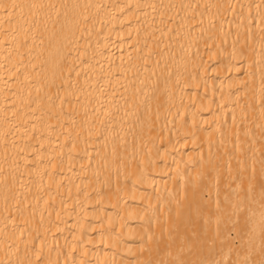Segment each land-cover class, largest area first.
Wrapping results in <instances>:
<instances>
[{"label":"bare ground","instance_id":"1","mask_svg":"<svg viewBox=\"0 0 264 264\" xmlns=\"http://www.w3.org/2000/svg\"><path fill=\"white\" fill-rule=\"evenodd\" d=\"M253 2L0 0V264L138 263L158 253L146 246L158 229L189 234L216 216L204 193L223 199L219 159L229 139L248 141L259 98L246 91L264 64ZM241 58L252 62L245 84L231 64ZM253 206L227 205L237 222L250 215L227 226L216 208L205 231L219 234L218 253L234 249L228 230L256 231Z\"/></svg>","mask_w":264,"mask_h":264},{"label":"rangeland","instance_id":"2","mask_svg":"<svg viewBox=\"0 0 264 264\" xmlns=\"http://www.w3.org/2000/svg\"><path fill=\"white\" fill-rule=\"evenodd\" d=\"M242 3L243 1H241L238 4V8L235 7L236 8L235 13H237L238 15L240 14V12H238L237 9L241 10L244 7H246ZM253 3L256 5V8L262 9L261 16L264 19V0H254ZM240 19H242L243 21L248 20L249 26H247V28L254 27V24L250 21V18L240 17ZM261 30L264 31V23L261 26ZM227 33L231 34L229 30H227ZM226 44H230V43H226ZM234 44L236 46H241L243 43H234ZM262 46H264V41ZM262 46L259 45L261 49L258 47V50L260 49L261 54L263 51ZM255 50L257 53L259 52L257 48ZM257 58L259 62L263 60L261 57H257ZM241 59H239L240 61L233 60V63L231 64L232 66H235V69L237 71V75H236V77L238 76L237 81L238 82L241 81L244 83V81H246L244 79L247 78V75H249V72L251 71L252 62H250L249 60L244 61L243 59L242 60ZM258 75H260V78H257L256 83L253 86L247 88L248 90H246V91H252L253 93H256V95L259 96V98L257 99L258 101H256L255 99L253 104H251L248 107V110L245 113L242 124V130L248 133L246 136L248 137L247 139L248 141L243 140L244 141L243 144L241 140L243 139L242 137L238 142H235V140L233 139H229L228 146H230L229 147L230 151L225 152L222 158L219 159L220 166L218 168L217 178L219 177L223 180L222 182H226L230 184L226 186V191L225 193H223V199L221 200V202L215 201L213 199L211 200L206 193L207 191L204 193L205 197H207L206 198L207 202L209 203L211 202L210 204L206 202L207 204H209L207 205L208 211L213 210L211 206H213V208L215 206H219L223 208L222 213H225L223 212L224 208L227 205H231L229 209H231L232 210L231 212L233 213V209H236V207H238V209L241 207L242 209L240 208L239 210L238 209L237 210L242 211L243 207H247L251 204L252 205L254 204L253 206L255 207L253 214L254 218L252 217L251 218L254 219V221L253 220L252 221L258 225V227H256L255 229L256 231L250 232V234L249 232H246V234H244L245 236L242 237V239L240 240V238L234 236L235 233L234 229L232 230L230 228L231 226L229 225V228L231 230L228 231L230 232L229 235L233 237L232 241L234 243V249L224 248L222 249V251H219L218 253L217 251L218 248L215 245H217L218 243L216 242L220 240L219 234L217 233V231H214L212 235H207L206 233L207 228L210 227L211 229H213L216 226V224L214 225L213 224L214 222H212L214 221V218L218 216V213L216 211L217 207H216L213 210L216 216L215 215L211 216L212 214L208 212L205 214V215L209 214L210 216V217L207 216L209 217L207 218V220L204 218L205 215L203 216L204 219L202 218V216L200 217L198 216L199 218H202L201 220L199 219L200 222L197 221L198 219L196 220L197 217L194 218V221H196V223L198 222L196 224L197 226L195 225V227H197L198 230H201L199 228L200 224L201 226L202 224L204 226V222L201 221H205V220L208 221V223L205 221L207 224V227H205L206 224L204 226L205 229L202 226V231L203 229L204 231L206 230L205 231L206 234L204 233L205 235L203 234L201 235L202 232H200L199 233L200 235L198 236L196 234L198 232L195 231L196 229L193 225L192 226L194 227L195 230L192 228L190 230L191 233L189 232V234L187 233L188 232L187 230H186L187 232L183 230L175 231L170 229L169 226L168 228L164 226L162 229H158V236L154 240V242L148 241L146 245V246H151V244L158 243V253L152 254L150 256H143L141 257L138 263L134 260L133 255H128L127 256L128 264H264V199H262L260 196V194H263L264 192V132L256 134L258 130H264V64H263V68L259 70ZM243 83H240V85L238 86L234 85V89H232L229 92L232 94L234 91L238 90L241 93L240 95H242L244 91V87L241 86ZM242 109H246L245 106L244 108L242 106ZM237 111H238L237 105L232 106L230 109L225 110V112L228 115H233ZM209 184L213 185L212 182H209ZM230 191L232 192L236 191L238 193L234 194L232 199H229V197L226 194H230ZM235 195L237 196L234 197ZM235 198H237L236 200H238L237 204L235 203L236 201L234 203L233 202L231 203V201H234ZM208 199H210V201H208ZM240 201L243 202V205L239 207L238 202L240 203ZM232 204H234L233 209H232ZM235 205L237 206L235 207ZM219 207L217 208V210L219 209ZM228 210L225 209L226 212L231 213L230 210L229 211ZM223 215L224 214H222V216ZM225 215L226 217H223V219L226 218L225 219L226 222L222 218H220V216H218L216 220L220 222L222 221L223 225L226 226L228 224H231V222L232 225L237 222L235 221L234 217L233 218L231 217L232 215L229 217L227 215L230 214L225 213ZM248 216L250 218L249 214L247 215V218ZM229 218L232 219V221L229 220ZM247 218L241 219V221L239 220V218H237L236 219L238 220L237 224L239 223V221L243 223V220L246 219L244 221L245 224L246 221L249 219ZM191 222H193V220H191ZM247 234H249L248 237ZM204 237H206L205 238L206 243L204 245L206 244L209 245H206L207 247L204 246L205 250L201 249L203 252L200 253L201 254L200 256L199 254H197L198 255L197 258L195 256V258L197 259L196 261L191 258V260L184 262V256L189 254L188 245H191L200 238L204 239ZM245 240H246V244H245ZM165 242L169 244L166 246L162 245ZM136 249L141 251V248L136 247ZM143 251L144 249H142L141 252ZM196 251L199 253L200 250L198 251V249H196ZM192 257L194 258V256Z\"/></svg>","mask_w":264,"mask_h":264}]
</instances>
